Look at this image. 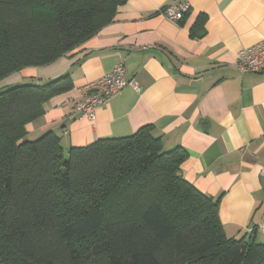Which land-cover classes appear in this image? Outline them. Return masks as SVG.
Here are the masks:
<instances>
[{
    "label": "trees",
    "instance_id": "16d2710c",
    "mask_svg": "<svg viewBox=\"0 0 264 264\" xmlns=\"http://www.w3.org/2000/svg\"><path fill=\"white\" fill-rule=\"evenodd\" d=\"M125 1L0 0V80L69 53ZM71 87L0 91V264H264V243L225 235L219 199L184 180L186 151L151 126L66 152L51 131L25 140Z\"/></svg>",
    "mask_w": 264,
    "mask_h": 264
},
{
    "label": "crops",
    "instance_id": "0c3cea01",
    "mask_svg": "<svg viewBox=\"0 0 264 264\" xmlns=\"http://www.w3.org/2000/svg\"><path fill=\"white\" fill-rule=\"evenodd\" d=\"M184 3L179 22L159 14ZM261 41L264 0H126L90 39L48 65L5 76L0 91L68 76L71 89L45 103L44 113L25 126V140L51 131L66 152L151 126L163 150L186 151L184 180L219 199L225 235L262 244L264 71L240 74L234 66L240 50ZM119 63L137 90L122 89L92 122L67 120L82 100L80 89Z\"/></svg>",
    "mask_w": 264,
    "mask_h": 264
},
{
    "label": "built area",
    "instance_id": "2783aa9c",
    "mask_svg": "<svg viewBox=\"0 0 264 264\" xmlns=\"http://www.w3.org/2000/svg\"><path fill=\"white\" fill-rule=\"evenodd\" d=\"M187 10V3L169 4L163 7L159 14L170 21L179 22ZM234 66L240 74L264 71V41L240 50ZM127 86L137 90L135 83L126 78V69L123 63H119L110 73L80 89L82 100L75 105L72 115L67 120L84 117L92 122L95 112ZM257 229L264 233V215Z\"/></svg>",
    "mask_w": 264,
    "mask_h": 264
},
{
    "label": "water",
    "instance_id": "95a60500",
    "mask_svg": "<svg viewBox=\"0 0 264 264\" xmlns=\"http://www.w3.org/2000/svg\"><path fill=\"white\" fill-rule=\"evenodd\" d=\"M252 239H253V237H252Z\"/></svg>",
    "mask_w": 264,
    "mask_h": 264
}]
</instances>
